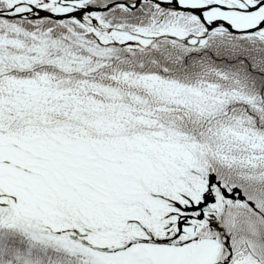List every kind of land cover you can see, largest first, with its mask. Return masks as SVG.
I'll use <instances>...</instances> for the list:
<instances>
[{
    "label": "snow or ice",
    "instance_id": "snow-or-ice-1",
    "mask_svg": "<svg viewBox=\"0 0 264 264\" xmlns=\"http://www.w3.org/2000/svg\"><path fill=\"white\" fill-rule=\"evenodd\" d=\"M0 264H264V0H0Z\"/></svg>",
    "mask_w": 264,
    "mask_h": 264
}]
</instances>
